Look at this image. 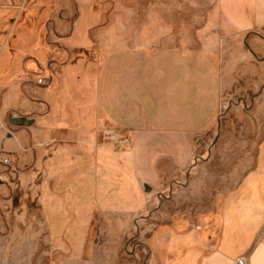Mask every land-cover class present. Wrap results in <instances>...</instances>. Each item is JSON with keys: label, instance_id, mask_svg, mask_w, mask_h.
<instances>
[{"label": "crops", "instance_id": "0c3cea01", "mask_svg": "<svg viewBox=\"0 0 264 264\" xmlns=\"http://www.w3.org/2000/svg\"><path fill=\"white\" fill-rule=\"evenodd\" d=\"M227 3L230 17L252 19V27L263 25L258 18H264V0ZM242 3L250 5L243 10L237 6ZM58 7L59 0H0V130L8 114L34 120L29 127L4 128L0 153L16 160V177L22 175L21 167L29 171L41 158L51 165L52 175L83 183L85 199L99 196L91 203L99 208L115 187L124 209L130 185L137 189V180L160 178L164 183L168 179L169 186V178L191 160L194 146L218 115L230 66L192 49L188 59L166 61L160 59V48L145 53L140 44L122 42L100 48L71 29L63 37ZM49 24L53 38L43 42ZM129 50L137 52L136 59L113 58L118 52L128 57ZM42 75L45 83L37 84ZM100 123L132 134L130 150L115 152L98 144ZM85 171L90 172L88 181L81 178ZM72 199L71 194L67 202ZM212 216L191 234V242L186 230L175 229L167 256L156 244H136L151 258L167 259L165 264H231L242 254L249 264H264V161L222 193Z\"/></svg>", "mask_w": 264, "mask_h": 264}, {"label": "rangeland", "instance_id": "374dc122", "mask_svg": "<svg viewBox=\"0 0 264 264\" xmlns=\"http://www.w3.org/2000/svg\"><path fill=\"white\" fill-rule=\"evenodd\" d=\"M249 5L237 4L243 10ZM229 6L227 0H77V4L59 0L63 37L71 29L82 32V41L98 42L100 48L119 42L140 44L145 53L160 48V59L166 61L188 59L192 49L228 63L231 78L220 95L218 115L205 132L203 146H194L181 173L169 178V186L168 179L165 183L160 178L135 181L137 189L129 186L124 209L113 192L115 187L105 205L90 207L80 190L83 183L52 175L51 165L41 158L29 171L24 170L26 165L21 167L22 175L16 177V160L1 152L0 161L9 163L0 162L5 178L0 180V264H165L167 259L149 257L136 242L156 244L167 256L168 239L175 229L186 230V240L191 242V234L200 231L202 222L213 219L222 193L250 167L264 161V40L252 33L264 36V18H258L263 25L252 27V19L241 22L230 17ZM51 28L49 24L43 42L52 40ZM98 52L104 59V52ZM251 52H257L261 61ZM136 53L129 50L128 57H122L118 52L113 58L132 60ZM217 70H213L215 76ZM148 108H144L146 114ZM7 126L5 120L0 134ZM117 131L132 139V134ZM97 138L98 144L115 152L130 150L107 143L99 130ZM196 156L202 159L196 162ZM81 176L88 181L90 172ZM144 182H149V192L143 190ZM71 194L72 202H67Z\"/></svg>", "mask_w": 264, "mask_h": 264}, {"label": "built area", "instance_id": "2783aa9c", "mask_svg": "<svg viewBox=\"0 0 264 264\" xmlns=\"http://www.w3.org/2000/svg\"><path fill=\"white\" fill-rule=\"evenodd\" d=\"M37 84H43L45 82L44 77L37 78L36 80ZM98 130L100 131L101 138L106 141L107 143L116 146V148L121 149L123 146L131 148L132 139L131 136L128 134L126 136H121L119 132L115 129L106 127L104 124L100 123L97 126ZM2 165L9 163L7 160H1L0 161ZM4 176L0 174V180H3ZM152 199V196H151ZM153 200V199H152ZM158 200V199H157ZM192 229H199L198 225L190 224ZM231 264H249L248 256L247 254H242L238 257H236Z\"/></svg>", "mask_w": 264, "mask_h": 264}, {"label": "water", "instance_id": "95a60500", "mask_svg": "<svg viewBox=\"0 0 264 264\" xmlns=\"http://www.w3.org/2000/svg\"><path fill=\"white\" fill-rule=\"evenodd\" d=\"M251 54L254 55V53H252V52H251ZM33 121L34 120L28 119L25 116H14L12 114H8L6 116V122H7V124L9 126H12V127H18V128H21V127H29L33 123ZM143 190L145 192H149L150 191V186L147 185V184H143Z\"/></svg>", "mask_w": 264, "mask_h": 264}, {"label": "trees", "instance_id": "16d2710c", "mask_svg": "<svg viewBox=\"0 0 264 264\" xmlns=\"http://www.w3.org/2000/svg\"><path fill=\"white\" fill-rule=\"evenodd\" d=\"M202 144H203V140L197 145V147H199V146H200V147L203 146ZM195 158H196V159H194V161H196V162H197L198 160H201V159H202L200 156H196ZM97 191H98V193H99V190H97ZM95 199H96V200H95ZM98 199H99V196H98V198H96V197L93 198L92 196H90V197L87 196L86 199H85V203L87 202V203L89 204V206L91 207V203H92L93 201H94V202L97 201ZM94 202H93V203H94ZM89 211H90V209L87 211V214H89ZM94 215H95V214H94Z\"/></svg>", "mask_w": 264, "mask_h": 264}, {"label": "flooded vegetation", "instance_id": "af4514ba", "mask_svg": "<svg viewBox=\"0 0 264 264\" xmlns=\"http://www.w3.org/2000/svg\"><path fill=\"white\" fill-rule=\"evenodd\" d=\"M253 35H254V34H253ZM255 35H256L255 37L260 38L261 40H264V36H260L259 34H256V33H255ZM253 53H254L253 56H255V58H256L257 60L261 61V60H260L261 57L259 58V57L256 55V52H253ZM238 99H239V98H238ZM250 101H252V100H250ZM239 102L241 103V102H243V100H240V99H239ZM243 103H244V102H243ZM137 246H138V245H137Z\"/></svg>", "mask_w": 264, "mask_h": 264}]
</instances>
